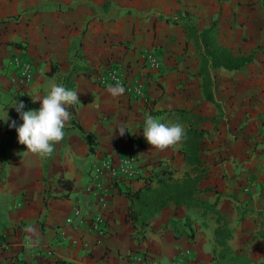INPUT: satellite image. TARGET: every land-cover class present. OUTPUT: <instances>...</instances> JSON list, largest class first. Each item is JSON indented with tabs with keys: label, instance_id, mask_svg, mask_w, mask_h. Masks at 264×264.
Instances as JSON below:
<instances>
[{
	"label": "crops",
	"instance_id": "0c3cea01",
	"mask_svg": "<svg viewBox=\"0 0 264 264\" xmlns=\"http://www.w3.org/2000/svg\"><path fill=\"white\" fill-rule=\"evenodd\" d=\"M208 30L251 61L211 69L200 36ZM144 50L160 69L145 66ZM14 57L32 64L22 87ZM114 63L142 96L98 83ZM263 115L264 0H0V264H173L185 250L186 264L263 261ZM190 130L200 132L204 171L193 201L135 221L125 193L198 175L186 161ZM123 151H134L141 176L102 179L103 210L93 165ZM75 209L89 214L82 221ZM99 212L104 236L90 225Z\"/></svg>",
	"mask_w": 264,
	"mask_h": 264
},
{
	"label": "built area",
	"instance_id": "2783aa9c",
	"mask_svg": "<svg viewBox=\"0 0 264 264\" xmlns=\"http://www.w3.org/2000/svg\"><path fill=\"white\" fill-rule=\"evenodd\" d=\"M142 58L147 68L152 70L160 69L161 63L152 51L144 50L142 52ZM12 67L14 69V76L12 77L14 84L22 87L30 83L33 73L32 64L30 62L22 60L19 57H14L12 59ZM97 81L100 85H111L122 88L132 95L142 96L141 86L128 82L125 76L124 66L121 63H114L113 65L104 69V71L99 72L97 75ZM140 176L141 167L137 162V156L134 151H123L115 159L107 157L93 165L90 185L92 186L93 192H95V194L98 196L99 206L104 210L106 209V203L105 199L103 198V194L101 193L104 191L106 193L107 189L105 188L102 179L107 178L111 182L120 180L132 182L138 179ZM88 214L89 213L87 211L75 209L72 216L82 220L84 215ZM72 221L73 218L68 217L66 219V223H71ZM90 225L96 231L97 235H105L106 219L102 212L95 213V215L91 218ZM190 256V250L182 251L177 257H175L173 264H186ZM42 257L46 256L42 253L40 258ZM137 261H142V257H137ZM3 264H40V261L25 262L21 260H11Z\"/></svg>",
	"mask_w": 264,
	"mask_h": 264
},
{
	"label": "trees",
	"instance_id": "16d2710c",
	"mask_svg": "<svg viewBox=\"0 0 264 264\" xmlns=\"http://www.w3.org/2000/svg\"><path fill=\"white\" fill-rule=\"evenodd\" d=\"M211 31L203 32L201 36V46L204 49V60L211 69H224L226 71L239 70L241 67L251 61V57L234 56L230 51L224 48L216 39L215 36L210 33ZM158 129L153 131L155 135ZM200 132L190 130L185 141L188 149V156L186 157L187 163L193 167L192 172L198 173L196 177H192L189 174L182 180H175L173 178H159L157 185L154 188L146 187L141 194L135 192L130 194L125 193L127 198L133 197L136 200L137 209L134 214V220L136 221L138 216H141L139 221H144L145 218L152 216L158 210L173 203L175 206L180 204L189 205L193 201L194 195L198 192L196 184L198 180L203 176L204 171L200 170L198 158L195 156V149L198 145ZM132 217V218H133ZM221 219H219L220 224ZM217 243L224 246V240L230 237L229 231L226 228L225 223H222L215 231ZM222 238V241L219 240ZM229 264H253L252 261L245 259L243 256L236 254L229 257ZM255 264H264V260Z\"/></svg>",
	"mask_w": 264,
	"mask_h": 264
}]
</instances>
